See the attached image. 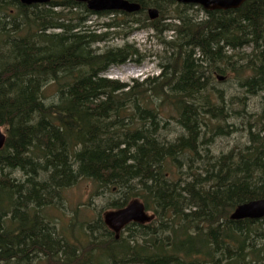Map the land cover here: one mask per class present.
Instances as JSON below:
<instances>
[{"label": "trees", "instance_id": "obj_1", "mask_svg": "<svg viewBox=\"0 0 264 264\" xmlns=\"http://www.w3.org/2000/svg\"><path fill=\"white\" fill-rule=\"evenodd\" d=\"M129 1L138 13H94L80 0H0V264H264V217L229 218L264 198V0L213 11ZM148 8L160 15L149 20ZM110 14L121 18L87 23ZM138 29L163 46L158 75L107 78L110 67L144 55L127 41L99 45ZM230 69L239 88L261 95L262 108L246 145L213 157L206 143L235 129L231 100L211 86ZM165 107L182 130L170 142L161 133ZM81 179L117 193L110 208L137 199L153 218L126 225L117 239L100 217L75 235L72 224L58 229L43 212Z\"/></svg>", "mask_w": 264, "mask_h": 264}, {"label": "rangeland", "instance_id": "obj_2", "mask_svg": "<svg viewBox=\"0 0 264 264\" xmlns=\"http://www.w3.org/2000/svg\"><path fill=\"white\" fill-rule=\"evenodd\" d=\"M113 17L121 18V15H91L87 23L98 26L109 21ZM169 35L170 33L162 34V37L168 39ZM124 41L133 43L138 48L141 55H144L142 60L140 62H127L120 66L110 67L104 75L109 79L123 83H129L133 79L140 81L146 76L155 77L158 75L160 70L159 64L164 62L162 58L164 52L162 44L158 41L157 37L153 35L152 30H134L125 40H122L120 35H112L107 42L99 46H120ZM249 51L250 48L246 47L240 50L239 53ZM236 54L237 52H235V55ZM235 58L237 57L235 56ZM217 75H224V79L218 81L214 76L211 86L216 90L222 91L226 102H228L229 99L231 100L227 105L230 109V116L227 123L231 124L235 129H233L234 133L231 132L228 135L218 134L212 136L211 140L206 143L205 147L208 153L213 157L225 154L233 149H242L247 143L246 131L248 129V124L258 120V115L262 108L261 95H250L239 88L235 82V75L231 69L224 74ZM55 90L56 87L54 84H49L45 87L44 96L47 101L54 99ZM169 114L171 115L170 109L165 107L163 109L164 119H162L161 125H163L165 121L168 124L165 129L161 130V133L165 139L170 142L179 136L182 130L175 120L168 118ZM217 123V121L210 122L211 125H217ZM167 170L172 178L177 177L175 174V167L170 166ZM14 175H16V177H21L20 173L17 172L14 173ZM96 190V186L91 181L81 179L62 192L63 201L61 200V203L57 205L56 209L55 207H49V209L46 208L43 213L57 225L58 229L68 231L72 224L75 235L78 233L77 231L80 229L82 223L92 222L98 217L102 219V214L104 212L114 210L110 208L109 204L118 194L106 190H99L98 192ZM148 213L151 214L150 211ZM40 264L46 263L43 261Z\"/></svg>", "mask_w": 264, "mask_h": 264}, {"label": "water", "instance_id": "obj_3", "mask_svg": "<svg viewBox=\"0 0 264 264\" xmlns=\"http://www.w3.org/2000/svg\"><path fill=\"white\" fill-rule=\"evenodd\" d=\"M23 5L32 4H47L50 0H19ZM86 5L87 10L99 13V12H112L118 11L127 14L138 13L141 6L137 2L129 0H80ZM179 4H191L199 6L203 11L213 10H229L238 8L245 0H174ZM149 20H154L158 17L159 12L156 8H148L146 10ZM218 81L223 77L216 76ZM5 132L0 127V149L5 143ZM264 217V198L251 200L237 205L230 213L229 218L231 220H257ZM153 218L152 214H149L145 210L144 204L133 199L128 202L124 207L114 210L106 211L102 214V221L104 225L114 234V238L119 237L123 228L130 224H146Z\"/></svg>", "mask_w": 264, "mask_h": 264}, {"label": "bare ground", "instance_id": "obj_4", "mask_svg": "<svg viewBox=\"0 0 264 264\" xmlns=\"http://www.w3.org/2000/svg\"><path fill=\"white\" fill-rule=\"evenodd\" d=\"M86 6V5H85ZM160 15V14H159ZM147 18H148V16H147ZM96 30V29H95ZM113 33V32H112ZM96 45V44H95ZM255 58V57H254ZM252 66V65H251ZM224 76V75H223ZM259 93V92H258ZM257 94V93H256ZM251 95V94H250ZM253 95V94H252ZM259 96V95H258ZM173 119V118H172ZM246 130V129H245ZM236 131V130H235ZM244 132V131H243ZM232 133H234V132H232ZM208 137V136H207ZM247 141V140H246ZM212 145V144H211ZM201 152H203V151H201ZM222 153V152H221ZM224 153V152H223ZM212 156V155H211ZM218 157V156H217ZM99 186V185H98ZM135 186V185H134ZM103 194V193H102ZM63 201V200H62ZM63 203V202H62ZM63 205V204H62ZM55 207V209H56V206H54ZM53 207V208H54ZM48 209H49V207H48ZM43 210H44V208H43ZM46 210V209H45ZM49 218V217H48ZM71 218V217H70ZM79 223H81V222H79ZM40 224V223H39ZM83 224V223H82ZM54 225V224H53ZM52 225V226H53ZM58 228V227H57ZM107 228V227H106ZM108 229V228H107ZM71 233V232H70ZM201 260V259H200Z\"/></svg>", "mask_w": 264, "mask_h": 264}, {"label": "flooded vegetation", "instance_id": "obj_5", "mask_svg": "<svg viewBox=\"0 0 264 264\" xmlns=\"http://www.w3.org/2000/svg\"><path fill=\"white\" fill-rule=\"evenodd\" d=\"M147 212H149V211H147Z\"/></svg>", "mask_w": 264, "mask_h": 264}]
</instances>
